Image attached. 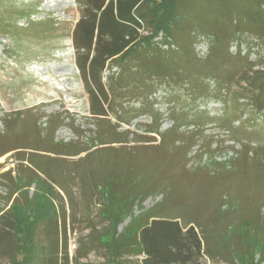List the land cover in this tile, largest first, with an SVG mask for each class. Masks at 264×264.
I'll return each instance as SVG.
<instances>
[{"label": "trees", "instance_id": "trees-1", "mask_svg": "<svg viewBox=\"0 0 264 264\" xmlns=\"http://www.w3.org/2000/svg\"><path fill=\"white\" fill-rule=\"evenodd\" d=\"M74 1L80 5L81 14L72 30V47L75 50L78 75L88 95L91 118L98 122L106 121L115 98L133 94L147 99L156 84L167 87L172 83H187L190 96H214L227 106L229 100L225 96L231 90L227 83L232 72L239 73L236 80L239 89L236 92L248 93L251 100L249 105L257 112L264 111V68L252 70L260 62H249L246 57L247 68L242 70L241 62L244 61L229 53V41L239 31V26L261 31L262 36L264 0L243 1L250 3L241 13L243 24H234L229 17L222 19L223 25L227 19L232 23L234 28L231 33L220 24L206 27L193 23L186 8L191 7L195 0ZM189 1L191 4L187 6ZM217 1L224 4V0ZM227 14L231 13L227 10L221 12L223 17ZM190 26L210 31L209 49L204 59L198 58L194 52ZM112 62L119 66L118 75L109 77L106 83L102 73ZM212 77L216 79V84L210 89L204 80ZM241 95L243 96L242 93ZM241 95L233 99L238 100ZM144 99L141 101V108L132 111L134 116L142 112L150 114L151 122L143 128L146 134L130 130L118 131L119 124H114L106 135L100 134L95 144L103 148L98 147V150L92 152L88 151L90 147L87 145L74 147L55 142L54 132L62 122L56 124L57 121L51 120L43 128L44 134L43 131L39 132V138L30 148L67 156L86 153L82 158L90 163L91 175L99 179V184L94 185L101 204L99 217L106 220L110 227V231L99 238V243L106 246L109 264H129L132 257H140L139 264H200L203 255L214 260L219 252L226 261L233 260V257L238 259L237 254L244 261L239 248L245 241L248 242V238H238L236 232H255V237L258 238L257 241L254 240L255 237L252 240L255 241V247L264 242L261 206L257 212L255 209L252 213L245 212L244 216L238 218V224L230 221L222 228L217 226L213 231L208 230L204 214V191L199 180H196L198 171L205 166L186 165L191 159L188 154L197 138L206 137L200 126L215 122L226 128V118L211 117L206 110L201 109L194 110L193 114L188 111L185 115L176 114L174 108H171L167 114L172 120L171 127L161 131L162 113L158 109L154 110L153 105ZM117 117L120 122H129L120 115ZM187 118L203 120L196 123L193 120L186 121ZM185 122H193L198 126L196 131L185 136V139L188 138L186 142L184 139L180 140L179 130ZM130 134L133 136L129 137ZM151 134L160 136L157 146L135 145L139 142H154L156 139ZM207 137L213 138L209 135ZM176 141L179 145L175 144ZM129 142L134 144L129 145L128 150L134 149L138 154L123 150L116 155L121 164L115 169L101 163L102 153L112 150L106 145ZM211 145V141L201 144L191 157L200 158L202 153L213 155ZM8 151L9 149L0 148V157ZM259 153L253 151L250 145L243 144L236 151L235 158L231 159L229 170L241 174L246 172L256 179L264 178V162ZM146 154L149 155L147 158L144 157ZM104 155L106 160L111 158L109 154ZM17 160L23 164L25 173L16 171L17 167L0 172V183L4 182L7 188L5 206L0 208V258L6 257L8 264H39L41 261L56 264L62 251L63 258L67 255L65 235L62 240V234L66 233L63 220L65 209L61 206L56 209V214L53 213L52 208L55 206L46 196L38 193L27 196V189L32 184H38L48 190L46 192L49 194L56 196L58 193L53 189L52 183L63 186L60 179L67 172V166L59 161L53 164L52 161L56 158L41 159L33 153L29 157L19 155ZM233 161L238 164L234 165ZM1 168L2 163L0 170ZM20 193L26 194L24 201L20 198ZM159 195V202L145 211L140 219L131 222L122 231H116L119 223L132 214L135 204H142L147 197ZM220 200L219 206L215 207L218 215L230 211L234 205H241L232 199ZM212 205L215 206L216 202ZM46 225L50 239L39 245L36 242L37 230Z\"/></svg>", "mask_w": 264, "mask_h": 264}, {"label": "rangeland", "instance_id": "rangeland-1", "mask_svg": "<svg viewBox=\"0 0 264 264\" xmlns=\"http://www.w3.org/2000/svg\"><path fill=\"white\" fill-rule=\"evenodd\" d=\"M243 1L224 0V4H221L217 0H195L191 7L186 8V11L193 23L201 26L223 25L222 19L226 17H229L232 23L239 25L244 23L241 14L243 9L250 5ZM190 4L191 1L187 6ZM182 7L185 6L182 5ZM225 10L231 14L223 17L221 12ZM80 14L81 7L74 0H0V148L9 149L0 157V164L2 163L0 172L17 167L16 171L25 173V168L17 157L19 155L29 157L30 153L36 154L41 159L56 158L52 161L53 164L58 161L66 164L67 172L60 179L63 186L52 183L53 189L58 193L56 196L46 192L48 190L38 184H32L27 189V196L33 193L46 196L55 206L52 208L53 213L56 214V209H60L61 206L65 209L63 220L66 233L62 234V240L65 235L67 255L63 258L62 251L56 264H109L106 246L99 243V238L110 231V227L106 220L99 217L101 204L98 202L94 187L95 184H99V179L89 172L90 163L82 158L86 153L67 156L30 148V145L39 138V132L43 131L44 134L43 128L47 127L51 120L57 121L56 124L62 122L54 132L55 142L74 147L81 144L87 145L90 147L88 151L92 152L100 147L95 146L100 134L106 135L108 131H111V125L119 124L118 131L130 130L143 135L146 134L143 131L144 125L151 122V116L147 112L133 115L132 109H140L141 101L144 99L140 98V95L133 94L124 98H115L114 102H111L112 108L106 116L108 121L98 122L90 117L88 95L78 75L75 50L71 40L72 30ZM228 21V19L225 21L223 29L231 33L234 27ZM190 27L194 52L198 58L204 59L209 49L210 31ZM238 28H240L239 31L229 41L230 55L244 61L241 62L242 70L247 68L246 57L249 62L258 60L260 62L252 70L263 69L264 32L261 36V31L249 30L245 26ZM118 71L119 66L114 62L110 63L102 73L103 81L108 83V78L118 75ZM238 75L239 73L232 72L228 79L227 85L231 90L225 96L229 100L227 106L214 96L200 95L196 98L190 96L187 83L183 85L172 83L167 87L156 84L151 95L144 99L153 105L154 110L158 109L162 113L163 122L159 128L161 131L171 127L172 120L167 117L171 108H174L176 114L184 113L185 115L187 111L193 114L194 110L201 109L206 110L211 117L226 118L227 122L224 125L229 128L228 130L215 122L200 126L204 129L206 137L197 138L196 144L188 154L191 159L186 164L188 167L205 166L198 171L196 180H199L204 191L205 197L202 200L206 207L204 213L206 228L212 231L214 227L222 228L230 221L238 224L240 216H244L245 212L252 213L253 209L257 212L260 206V214L264 217V184H262L264 178L256 179L247 175L246 172L241 174L230 171L229 168L231 159L235 158L236 151L240 150L243 144L250 145L253 151L260 152L258 155L264 162V111L257 112L249 105L251 100L248 93L236 92L239 89L236 85ZM204 83L211 89L216 84V79L208 78L204 80ZM239 95L241 97L238 100L233 99ZM115 102L123 105L118 106ZM118 115L129 122H120ZM190 120L199 123L203 118L186 119V121ZM197 128L195 123L185 122L179 127L180 140L188 141L185 136L192 134V131H196ZM151 135L156 139L154 142H139L135 145L157 146L160 136ZM208 135L213 138L209 139ZM132 136V134L129 135V137ZM209 141L212 143L213 155L202 153L200 158L191 157L201 144H207ZM132 143L106 145L112 148L110 151L107 150L112 154L102 153L101 163L113 169L118 168L121 160L116 155L121 154L123 150L124 152L135 151L134 154H138L134 149L128 150ZM175 144L179 145V142L176 141ZM101 148L103 147L99 149ZM104 154L111 155V158L106 160ZM147 156L149 155H144L145 158ZM24 163L28 165L27 162L24 161ZM232 163L238 164L237 161ZM90 177L92 178L89 184ZM6 196L7 188L2 182L0 183V208L5 206ZM19 196L24 201L26 194L20 193ZM226 196L228 198H225ZM160 198L161 195L151 196L147 197L142 204H135L132 214L119 223L116 231H122L131 222L140 219L141 215L159 202ZM220 199H232L241 205L240 207L234 205L230 211L218 215L215 207L219 206ZM214 202H216L215 206L212 205ZM62 217H60L61 222ZM46 227L47 225L37 230L36 242L39 245L45 244L50 239ZM236 233L238 238L240 236L243 239L248 238V242L245 241L240 248L238 247L241 255L244 256V261L238 254L236 256L239 260L233 257V260L226 261L223 254L219 252L214 260L203 255L200 264H264L262 261L264 242H260L255 247V241L258 240L255 237L256 233L250 234L248 230ZM254 237L255 241H252ZM139 259L140 257H132L129 264H139ZM45 262L41 261L39 264H49ZM8 263L6 257L0 258V264Z\"/></svg>", "mask_w": 264, "mask_h": 264}]
</instances>
